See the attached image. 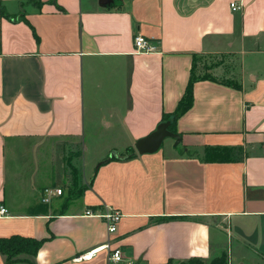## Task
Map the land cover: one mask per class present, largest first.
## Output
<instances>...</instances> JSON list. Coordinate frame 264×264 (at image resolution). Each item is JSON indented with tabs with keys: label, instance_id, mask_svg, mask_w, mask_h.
<instances>
[{
	"label": "crops",
	"instance_id": "crops-1",
	"mask_svg": "<svg viewBox=\"0 0 264 264\" xmlns=\"http://www.w3.org/2000/svg\"><path fill=\"white\" fill-rule=\"evenodd\" d=\"M0 8L14 17L0 14V205L9 211L0 238L42 241L36 256L12 264H264V0H0ZM137 35L157 51L136 52ZM203 56L236 65L195 83L193 106L175 125L179 145L138 154L135 144L176 111ZM211 148L234 150L233 160H209ZM94 151L107 155L88 163ZM69 152L79 190L43 182L57 170L68 183ZM46 188L64 194L43 204ZM106 207L123 215L114 234L84 216ZM0 264H10L1 253Z\"/></svg>",
	"mask_w": 264,
	"mask_h": 264
},
{
	"label": "trees",
	"instance_id": "trees-1",
	"mask_svg": "<svg viewBox=\"0 0 264 264\" xmlns=\"http://www.w3.org/2000/svg\"><path fill=\"white\" fill-rule=\"evenodd\" d=\"M0 14L3 18L13 20L14 17L10 16L8 13L5 12L4 9L0 8ZM26 21V20H25ZM196 61L194 60L192 73L190 77V81L186 92L183 98L180 100L176 111L172 114H165L163 117L164 122H170V131L177 134L175 131V125L177 120L184 115L191 107L193 106L194 102V85L198 81L203 80H214L212 76H196L195 68H196ZM233 151L232 149L224 148V149H208L207 150V157L209 160L214 162H229L233 160ZM133 151H130L128 154V158L132 157ZM74 187L77 188V176L75 177V184ZM75 199L73 196H69L65 201L69 202ZM42 241H38L33 238L22 237L19 235H14L9 238H0V253L7 257V262L12 264L17 261L16 257L22 254H27L30 256H36L39 249L41 248ZM183 264H204L203 261L199 259H192L187 263ZM211 264H227L226 258L222 257L218 260L213 261Z\"/></svg>",
	"mask_w": 264,
	"mask_h": 264
},
{
	"label": "built area",
	"instance_id": "built-area-1",
	"mask_svg": "<svg viewBox=\"0 0 264 264\" xmlns=\"http://www.w3.org/2000/svg\"><path fill=\"white\" fill-rule=\"evenodd\" d=\"M231 8L234 10L240 9L235 3L231 4ZM134 45L136 52L138 53H154L157 51V47L154 45L153 41L142 36L137 35L134 38ZM64 191L59 188H46L42 192L41 202L43 204H50L52 200L56 197L63 196ZM9 216V211L4 206L0 205V219ZM85 217L96 218L102 220L107 228L109 234H114L118 230V225L122 220L123 215L113 208L106 207L103 210L98 209H87L84 213ZM100 249V248H99ZM99 249L93 250L84 254L83 256L77 258V261L91 260L99 251ZM110 260L116 263L122 261V255L120 251H113L110 255Z\"/></svg>",
	"mask_w": 264,
	"mask_h": 264
},
{
	"label": "rangeland",
	"instance_id": "rangeland-1",
	"mask_svg": "<svg viewBox=\"0 0 264 264\" xmlns=\"http://www.w3.org/2000/svg\"><path fill=\"white\" fill-rule=\"evenodd\" d=\"M236 65V62L233 60V58L229 57V56H203V57H199L198 59H196V68H195V74L196 76H212V74H214V72L216 74H218V76L221 78L224 76V69L225 72L230 69L231 67H234ZM218 69V71H215V69ZM213 77V76H212ZM167 144H170L171 141L173 143H175V141L171 140V139H166L165 140ZM121 153V152H119ZM21 156L24 154H20ZM104 153H99L98 151H94L92 153H89L86 155L87 161L89 160V158L91 157H103ZM110 155H116V152H112ZM20 156V157H21ZM75 156V153L69 152L67 154H65V158H64V163L63 166L65 167V170L67 171L64 176L65 177H69V181L71 186H69L68 183L63 182L60 178V174L58 173L57 170H55L54 172H52L51 174H48V177H50V181H43V182H50L51 185H55V186H60L65 188L66 187H72L71 190H75L73 184H75V177L78 176L77 174V170L73 168V166L71 165V161L73 159V157ZM80 160V164L82 165L83 162ZM85 162V161H84ZM89 163V161H88ZM90 168V166H89ZM64 170V171H65ZM88 171H91L90 169H88ZM67 179V178H66ZM31 184L33 183L32 181L30 182ZM28 185V184H27ZM33 185V184H32ZM28 187V186H27ZM78 190H79V185L77 186ZM75 192V191H74ZM53 201V200H52Z\"/></svg>",
	"mask_w": 264,
	"mask_h": 264
},
{
	"label": "water",
	"instance_id": "water-1",
	"mask_svg": "<svg viewBox=\"0 0 264 264\" xmlns=\"http://www.w3.org/2000/svg\"><path fill=\"white\" fill-rule=\"evenodd\" d=\"M170 125V122H164L158 126L155 132L139 140L135 144L137 153L140 155L154 154L161 148L166 139H173L176 141V145H179L182 138L170 131Z\"/></svg>",
	"mask_w": 264,
	"mask_h": 264
}]
</instances>
